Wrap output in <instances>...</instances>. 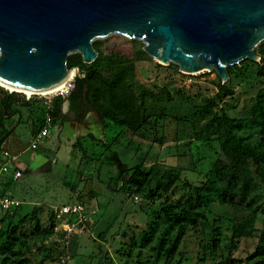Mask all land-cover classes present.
Wrapping results in <instances>:
<instances>
[{
    "label": "rangeland",
    "instance_id": "374dc122",
    "mask_svg": "<svg viewBox=\"0 0 264 264\" xmlns=\"http://www.w3.org/2000/svg\"><path fill=\"white\" fill-rule=\"evenodd\" d=\"M133 39L118 33L97 38L94 41L99 56L93 64L109 66L119 57L132 55ZM256 50L264 58V46ZM150 57L137 62L136 81L167 86L173 92L171 100L159 99L149 106V113L168 117L152 119L138 134L126 133L119 127L104 128L103 138L97 135L82 140L87 155L93 159L83 154L76 141L72 144L59 137L55 126H50L49 134L33 148L32 141L44 127L48 111L44 98L31 94L28 99V94L22 92L15 96L11 114L2 115L6 92L0 87V135L12 129L0 151L9 147L18 156L16 163L22 171L18 179L7 176L2 183V189L20 200L22 208L7 211L0 207V264H59L55 244L59 234L55 232L53 209L75 202L86 204L91 222L86 232L74 235L71 264H167V257L155 248L164 229L156 210L164 202L194 209L197 187L207 181L219 159L229 157L222 150L213 116L200 115L206 99L218 90L219 75L215 72L207 79L202 74H185L175 63L165 65ZM241 69L242 76L233 80L235 94L220 106L232 117L247 118L264 82L256 64L247 62ZM79 74H83L81 70ZM52 111L51 108V115L55 113ZM235 135L253 145L262 141L259 129L252 125L236 127ZM106 155H111L115 164L94 160L105 159ZM137 164L146 169L155 164L178 166L181 178L168 192L157 190L155 196L145 198L149 189L154 190V182L142 190L123 184ZM121 171L124 173L118 180L112 178ZM258 203L261 208L255 224L257 231L253 236L234 240L233 226L242 207L219 200L206 205L207 220L189 227L173 262L214 264L231 254L236 264H263L258 258H249L256 252L264 229V195ZM144 232L152 235L148 244H143ZM102 233H106L104 237Z\"/></svg>",
    "mask_w": 264,
    "mask_h": 264
},
{
    "label": "water",
    "instance_id": "95a60500",
    "mask_svg": "<svg viewBox=\"0 0 264 264\" xmlns=\"http://www.w3.org/2000/svg\"><path fill=\"white\" fill-rule=\"evenodd\" d=\"M115 33L142 40L162 64L213 71L227 82L229 66L261 60L264 0H0V79L49 90L79 75L71 53L93 63V41Z\"/></svg>",
    "mask_w": 264,
    "mask_h": 264
},
{
    "label": "trees",
    "instance_id": "16d2710c",
    "mask_svg": "<svg viewBox=\"0 0 264 264\" xmlns=\"http://www.w3.org/2000/svg\"><path fill=\"white\" fill-rule=\"evenodd\" d=\"M133 43L132 55L119 57L117 63L109 66L97 67L93 63H85L80 52L71 53L68 58L69 67H79L83 74L75 76V88L69 98L72 103L82 109L96 110L108 124L119 127L126 133L138 134L152 123V119L161 120L168 117V115L149 113V106L151 102L159 99L171 100L173 92L167 86L147 85L136 81V62L151 57L144 50L142 41L133 39ZM93 44L96 48V41H93ZM259 46H264V40L257 47ZM247 62L257 65V74L263 77L264 82V58L261 56L260 61L247 58L228 67L229 81L222 82L219 77L217 92L214 96L207 98L200 109L202 118L213 116L212 120L216 122L220 131L219 139L222 150L229 159H219L207 181L197 187L194 209L164 202L156 210V218L161 224H164V229L155 248L167 257V264H175L174 258L189 227L197 226L202 222V219L207 220L204 208L212 201L219 200L242 207L243 212L233 226V240L242 236H253L257 231L255 224L261 208L258 202L264 195V87L257 93L247 118L232 117L220 106L226 98L235 94L233 80L236 76H242L241 68ZM20 93L22 92L6 93L2 102V115L11 114L10 109L16 101L15 96ZM58 100L55 99L57 104H61L63 101ZM53 111L55 110L53 109ZM52 115L55 116V113ZM244 125H252L259 129L262 139L259 144L253 145L245 142L242 137L237 138L235 128H243ZM11 132L12 129L4 130V133L0 135V146L11 135ZM81 142L82 139L79 137L76 141L79 148L87 158L93 159L87 155L86 146ZM94 160L108 165H113L116 162L111 155H106L105 159L99 161ZM122 173L124 172L121 171L119 175H114L112 178L118 180ZM9 176L13 180V174L11 173ZM180 178L181 168L178 166L155 164L146 169L141 164H137L132 168L129 178L123 184L142 190L147 184L154 182V190L149 189V193L145 194V198H149L155 196L157 190L168 192ZM2 191L7 192L3 189ZM144 202L146 203V201ZM20 208H22V203L13 211L20 210ZM53 216L55 218V212ZM105 234L102 233V236L104 237ZM151 236L150 232H144L142 235L143 244H148L151 241ZM55 242L58 245L56 259H59L61 256L60 243L57 240ZM249 258H258L264 264V229L261 230L256 252ZM214 264H236V260L230 254Z\"/></svg>",
    "mask_w": 264,
    "mask_h": 264
},
{
    "label": "built area",
    "instance_id": "2783aa9c",
    "mask_svg": "<svg viewBox=\"0 0 264 264\" xmlns=\"http://www.w3.org/2000/svg\"><path fill=\"white\" fill-rule=\"evenodd\" d=\"M200 74L209 79L215 74V72L206 70L190 75ZM74 88L75 78L73 75L70 79H68L63 87L55 92L48 94H33L44 98V103L48 109L44 127L36 134L34 140L32 141L33 148H37L40 139L49 134V127L52 123L50 110L55 99L58 96H61L63 99L69 97ZM33 95H28L27 98L30 99ZM17 159L18 156L13 154L7 147L2 148L0 152V207L8 211H12L21 204L20 200L14 198L7 192L2 191V183L10 173L13 174V179H18L22 176V171L17 167ZM135 198L139 199V196L136 195ZM54 212L57 220L55 232L59 234L58 242L60 243L61 250V256L59 257L58 262L59 264H71V249L74 235L76 233H84L89 228L90 215L88 207L83 202L68 203L54 207Z\"/></svg>",
    "mask_w": 264,
    "mask_h": 264
},
{
    "label": "crops",
    "instance_id": "0c3cea01",
    "mask_svg": "<svg viewBox=\"0 0 264 264\" xmlns=\"http://www.w3.org/2000/svg\"><path fill=\"white\" fill-rule=\"evenodd\" d=\"M136 77H138L137 62ZM62 100V104H57L56 101L53 103L52 109L55 110V116L51 115V126L56 127L59 137L62 136L71 140L72 144L79 137L85 141L91 136L98 137L97 135H100L102 137L105 135L104 128H117L114 125L108 124L96 110L92 108L82 109L72 103L69 97ZM15 144L16 140L13 141V145ZM7 148L11 151L9 147ZM17 167L19 166L17 165Z\"/></svg>",
    "mask_w": 264,
    "mask_h": 264
},
{
    "label": "bare ground",
    "instance_id": "6f19581e",
    "mask_svg": "<svg viewBox=\"0 0 264 264\" xmlns=\"http://www.w3.org/2000/svg\"><path fill=\"white\" fill-rule=\"evenodd\" d=\"M72 76H73V72H72L70 78H71ZM70 78H69V79H70ZM67 81H68V80H67ZM67 81H65L64 83H62V84H60V85H58V86H55V87H53V88H51V89H49V90H45V91H41V92H37V93H39V94H48V93L55 92V91H57L58 89H60L61 87H63L64 84H65ZM0 85L6 87V88H7L9 91H11V92H12V91H20V92H25V93H27L28 95H31V94L36 93V92H33V91H29V90H22V89L15 88L14 86H11V85L7 84L6 82L2 81L1 79H0Z\"/></svg>",
    "mask_w": 264,
    "mask_h": 264
}]
</instances>
